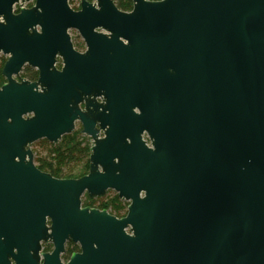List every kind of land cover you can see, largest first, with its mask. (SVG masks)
Instances as JSON below:
<instances>
[{"label":"water","instance_id":"obj_1","mask_svg":"<svg viewBox=\"0 0 264 264\" xmlns=\"http://www.w3.org/2000/svg\"><path fill=\"white\" fill-rule=\"evenodd\" d=\"M18 1L0 0V52L22 49L11 44L9 23ZM36 1L23 19L42 34L25 29L23 60L40 70L47 90L10 81L27 97L24 112L34 114L24 121L29 142L57 143L77 118L94 136V122L78 108L91 84L108 91L113 122L91 148L89 175L48 180L63 200L84 216L85 193L114 190L129 202L122 223L142 249L141 264H264V0H132L130 13L113 0H83L78 13L68 0ZM68 28L93 45L64 72L82 81L70 102L56 87L59 48L50 43L61 39L71 50ZM24 61L10 59L4 74ZM10 90L0 93V123L22 121L18 108L7 112ZM7 204H0V234L17 237L7 240L5 260L0 250V264H9L13 242L29 228L10 222L15 210Z\"/></svg>","mask_w":264,"mask_h":264},{"label":"flooded vegetation","instance_id":"obj_2","mask_svg":"<svg viewBox=\"0 0 264 264\" xmlns=\"http://www.w3.org/2000/svg\"><path fill=\"white\" fill-rule=\"evenodd\" d=\"M71 1L76 0H68L70 10L74 13L81 12L83 0H77L78 5H73ZM85 1L96 3V0ZM113 1L117 6L119 0ZM36 4V0H19L14 4L9 19L14 30L11 33V44L22 49L8 53L0 52V93L5 87L10 86L7 112L12 113L14 108H18V112L22 113L21 122L9 118L6 123H0V204L2 200H7L10 209L14 208L15 217L9 219L11 223L22 220L29 226L21 242H13V255L8 257V262L9 264H141L142 249L135 242L126 239V237L134 238L135 235L130 231V227L125 228L122 223L127 216L129 202L121 199L114 190H107L104 196L94 198L85 193L81 196L80 205V211H86L84 216L78 214L76 206L70 200H63L61 192L48 182V180H77L89 175L91 148L96 140L106 139L113 126L108 91L102 89L96 92L94 91L96 86L91 84L88 92H81L78 108L88 120L94 122V136L84 132V125L81 119L77 118L72 133L62 136L57 143H52L47 138L29 142V132L24 127V121H29L34 114L24 112V102L27 101V97L23 91L19 93L13 88L28 83L38 85L35 88L38 93L47 90L40 82V70L23 60L24 55L27 54L24 50L26 44L24 32L28 29L23 16L36 7ZM34 30L42 34V28L34 26L28 29V35ZM94 33L105 34L100 28H96ZM66 36L71 50L63 47L61 39L50 43L56 44L59 48L53 66L58 74L56 87L61 93L66 94L65 101L70 102L72 94L79 92L78 84L82 81L74 75L65 77L64 72L69 66V61L77 64L76 56H87L91 53L90 46L93 45H89L75 28H68ZM17 56H21L24 61L20 70L17 73L4 74L6 63ZM10 81L15 85H11ZM133 113L140 115L137 108ZM66 136H74L84 146L89 147L87 169L80 177H77L76 158L69 160L67 155L61 153V143ZM142 138L147 147L152 148L149 137L143 134ZM52 146L54 153H51ZM93 211L104 214L106 218H95ZM15 237L17 236L13 234H0V250L5 255L4 260L8 254V247L11 246L7 240ZM152 253L151 250V258Z\"/></svg>","mask_w":264,"mask_h":264},{"label":"trees","instance_id":"obj_3","mask_svg":"<svg viewBox=\"0 0 264 264\" xmlns=\"http://www.w3.org/2000/svg\"><path fill=\"white\" fill-rule=\"evenodd\" d=\"M160 1V0H150ZM117 6L122 11H131L133 9L132 0H119ZM61 153L67 155L69 160L76 158L78 166L77 177L85 174L87 169V158L89 155V147L84 146L83 143L79 142L74 136H66L61 143ZM51 153H54V147H51ZM66 158V157H64ZM64 160V159H63Z\"/></svg>","mask_w":264,"mask_h":264},{"label":"rangeland","instance_id":"obj_4","mask_svg":"<svg viewBox=\"0 0 264 264\" xmlns=\"http://www.w3.org/2000/svg\"><path fill=\"white\" fill-rule=\"evenodd\" d=\"M148 1H150V0H148ZM71 3L73 4V5H78L79 4V1H71Z\"/></svg>","mask_w":264,"mask_h":264}]
</instances>
